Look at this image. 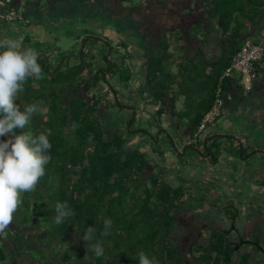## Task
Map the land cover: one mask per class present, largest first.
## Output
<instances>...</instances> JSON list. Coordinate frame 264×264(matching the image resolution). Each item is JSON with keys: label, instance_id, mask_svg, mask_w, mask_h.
Wrapping results in <instances>:
<instances>
[{"label": "trees", "instance_id": "16d2710c", "mask_svg": "<svg viewBox=\"0 0 264 264\" xmlns=\"http://www.w3.org/2000/svg\"><path fill=\"white\" fill-rule=\"evenodd\" d=\"M13 1L16 9L21 2ZM75 1L87 4L93 0ZM171 1L178 7L180 20L169 24L155 19L153 14ZM117 5L122 11L133 13L135 16L130 17L129 23L151 38L147 44L144 81L158 104L153 114V123L158 128L151 132L138 126L135 105L120 100V91L107 79L108 75L122 72L120 81L128 84L131 80L130 68L125 67L128 52L119 51L120 47L127 48L126 41L119 42L114 50L108 41L107 48L99 51L100 57L96 60L88 47L94 42L84 37L91 28L83 27V49L75 51L78 60L73 65L69 59L74 54H67L55 43H39L43 49L37 51H46L45 57L37 56L41 78L29 77L16 103L23 110L39 101L46 113L33 115L25 129L16 130V134L35 138L44 129H51L52 147L47 153L51 160L45 165V174L36 189L21 193V204L12 224L0 234V264H139L136 257L140 252L153 264H190L172 234L183 201L187 194H192L191 181L178 173V184L173 186L165 178L164 168L151 164L146 151L128 145L139 135L146 136L152 144L160 141L167 134L160 126L167 114L176 119L179 127H189L191 139L205 113L212 108L219 86L230 97L243 95L240 77L222 79V76L244 39H261L264 0H117ZM36 9L33 6L31 10ZM175 11L169 10V13ZM23 17L26 16L23 14ZM33 18L27 16L28 22L21 20L22 27H27ZM31 39L25 35L19 50L31 47ZM109 51L112 56L121 54L122 61L108 56ZM259 63L255 64L257 79ZM98 83L106 84L113 96L109 97V92L105 94L107 90L101 95ZM91 87L98 93L90 94ZM179 101L182 108H178ZM125 108L131 110L126 118L120 115ZM107 109H115L116 115H120L112 128L107 126ZM193 145L199 148L193 152L208 158L210 163L219 161L220 146L215 141L203 148L202 141L197 139ZM151 147V152L164 161L165 150L161 145ZM183 153L178 156L184 165ZM195 187L202 185L198 183ZM200 199L203 201L204 197L193 198ZM65 201L71 216L57 225L55 206ZM227 213V216L237 215L236 211ZM105 220H110L112 225L106 237L101 236ZM89 227L94 229L89 243L99 241L104 248L100 258L91 251L87 253L82 240ZM203 230L204 242L189 247L201 264H254L248 254L235 258V249L226 231ZM86 254L88 258L84 259Z\"/></svg>", "mask_w": 264, "mask_h": 264}, {"label": "rangeland", "instance_id": "374dc122", "mask_svg": "<svg viewBox=\"0 0 264 264\" xmlns=\"http://www.w3.org/2000/svg\"><path fill=\"white\" fill-rule=\"evenodd\" d=\"M21 3L18 7H16V11L21 12L22 14H24L26 17H24L25 19L27 18V16H30L32 18V16H36L34 13V10L31 11H27L26 6L27 3L30 1L31 5L30 8H32L33 6L37 7V9L39 10V12H42L44 17H47V19H40L39 22L43 23L45 25V23L47 22V20L51 21L52 24L54 26H59L58 29H60V32L65 31L63 34L60 35V37H58V42H51L49 40V38H43L42 35H37L34 37V35H36V31L40 32L41 31V27H38V25L35 27L34 32L32 34V46H26V48H24L23 50H26L27 47L28 49H32L34 52L37 51V49L39 48V44L37 43H43V45L46 44H54L56 43V45H58L63 51H66L67 54L71 53L74 54L73 58L69 59V62L71 65L75 64L77 62V58L75 56V51L78 52V50L82 49V38L84 36V32L81 33L78 38L77 37H72L68 30L71 26L69 25L70 23H72L73 21L75 22V19H73V21H68L66 16H78L77 17V21H76V27L79 29L78 31H80L81 28L83 27H89L90 29V33L85 35L84 37H86L87 39H89V41H93L94 43H92V46H88L90 49V52H92L94 54V58L96 60H98V58L100 57V55L97 53V49L99 50H105L107 48V46H105L104 38L103 37H108L109 42H111L113 47V50L115 48L114 42H117V38L116 35L113 31L109 32L107 30L102 29L103 26L101 25V20H100V16L98 14V10H102V12L107 8V3L108 0H100L98 2V4L95 5V7H93L91 4H85L83 9V14L81 17L80 15H75L76 11L75 9H71L70 6H68L67 4L61 3L60 7L57 6V9H51L53 8L54 5H51L50 7H48L47 5V0H19ZM136 1V0H134ZM49 2H54L55 0H49ZM123 2V5H127V2ZM62 7V8H61ZM177 5H175L172 1L167 3L163 9L161 8L160 11H156L153 14V17L155 19H161L164 20L166 23L169 22V24H175L178 20H180V15L177 12ZM37 9L35 11V13H37ZM175 10L176 11L173 14L169 13V10ZM74 10V11H73ZM95 10L97 12V16L96 17H91L90 12ZM124 13L122 15H119L120 18L117 19L118 22H120L122 25L125 22H128L127 19L135 16L133 13H131L128 10L123 11ZM51 17V18H49ZM185 19H187L188 17H184ZM68 21V22H67ZM22 21H19L17 23H10L9 28L10 30L8 32H6L5 30V24L2 25L1 29H0V34H2L3 32L5 33V35L2 37L4 39H14L16 41H19V45L21 48L22 42L24 40L25 35L23 34V29H21L22 25H21ZM37 23V22H36ZM35 22H32V24H30L29 27H27L26 29L32 28L34 27ZM47 25V24H46ZM7 27V26H6ZM102 27V28H101ZM64 29V30H63ZM96 32H95V31ZM93 32V33H92ZM41 33V32H40ZM96 33H99L98 37L97 35H95ZM107 34V35H106ZM27 35V33H26ZM51 36V35H49ZM95 37H97L98 39L102 40V41H98V39H96ZM80 46V47H79ZM41 47V46H40ZM0 50H5V49H0ZM109 50V47H108ZM112 50V52H113ZM111 51V50H110ZM51 63L54 62L53 57L50 59ZM67 60V59H66ZM65 61V60H63ZM122 61V60H121ZM62 64V63H61ZM60 64V65H61ZM125 67H129L130 69H132V67L134 68V66H128V62L127 60L125 61ZM123 67V68H125ZM122 72H118L116 73L114 76L110 77L109 75L107 76L108 81L111 83V85L117 90L119 91H124L127 90L129 87V83L126 84L124 83V81H120V74ZM132 77V76H131ZM101 85L104 87V89H101V95H104V91L105 94H107L109 97L113 96L112 90L108 91V88L106 87V84H102ZM124 89V90H123ZM92 92L94 93H98V90H96V88L91 87L89 93L92 94ZM139 96V95H138ZM123 100V99H120ZM124 101V100H123ZM135 100H132V102L134 103ZM126 102V101H125ZM131 102V103H132ZM128 103V102H126ZM132 103V104H133ZM134 105V104H133ZM137 106V105H136ZM135 106V107H136ZM178 108H182V102L179 101L178 103ZM137 111V125L144 127L145 129L151 131V132H155L157 130V127L154 125L153 121L150 122L146 119V117L144 115L145 112L139 110L138 108L135 109ZM116 111L115 109H111L108 110L107 109V115L109 116H105L108 118V125L109 128H112V124L115 123V121L119 118L118 116H120L121 114L125 116V118L127 116H129V112H131V110H127V108H125L120 115H116V113L114 112ZM129 111V112H128ZM133 111V110H132ZM109 112V114H108ZM112 112V113H111ZM164 120H167V116L164 118ZM230 121L228 116H221L220 118H218L217 122H215L213 125H210L205 133L204 136H201L199 139V141H202L203 143V148H205V146L208 144H210V142L215 141L219 146H220V151H219V161L216 164H212L210 163L209 159L206 157H202L201 155L197 154V152H191V151H187L189 149H186L187 152L183 153V151L185 150V145L180 141L179 137H177L176 131L174 129L171 128L170 125H168L166 127L165 132H167V134H165L164 136L160 137V141L156 140V142L154 144H152V142H150V139H148L146 136L143 135H139L136 138H141L142 140H144L145 142H148L151 145L154 146H160L161 148L165 150V154L163 157H165V155L170 154L171 156H174L173 158L176 159L177 163H180V157L178 156L179 153H183L181 154V156H183L186 159V163L188 164V162H192V163H199L198 168L201 169L203 171V173H206L205 175H207V177L204 178H200L199 182L196 183H192L190 182V186L189 188H196L195 190L198 191V194H200L201 196H209L206 204L209 205V207L212 206V210L216 211V213H220V215H226L228 214L227 212L229 211V214L232 211H236L243 210L244 205L246 204V199L250 196H253L255 194H253L249 187L248 181H245V188H241L239 191H232L228 188V180L226 179V177H223L222 175V168H223V161L222 158L224 156L226 157H230L232 159L233 164L232 165V170L234 171L235 174H240L238 172V169H241L243 167L240 166H244L246 165H251V161L254 160L253 157H256L253 153V148L252 147H256L259 146L258 144L260 143H256V140H259L257 138V136L255 138H253L254 134L256 132H253L252 135H250L249 133H247L246 135L243 132V128H241L242 130H237L235 129L232 124L230 125ZM145 122V126H143L142 124ZM136 126V125H135ZM137 126V127H138ZM249 130V128H248ZM247 130V131H248ZM242 131V132H239ZM244 135V136H243ZM257 135V134H256ZM8 139V137L6 138ZM206 139V142H205ZM256 139V140H255ZM135 140V138L133 139ZM197 140V139H196ZM195 141V140H194ZM207 143V144H206ZM181 144H183L181 146ZM179 146V147H178ZM243 147V149L241 148ZM180 148V149H178ZM195 147V150L198 151L199 148ZM260 148H264V146H260ZM249 156V158H248ZM244 161V162H243ZM245 163V164H244ZM167 167L169 165H166ZM231 168V166H230ZM167 170V169H166ZM164 171V170H162ZM180 173V172H179ZM183 174V173H182ZM164 175V173H163ZM207 178L206 181H203V179ZM203 181V182H201ZM198 183H202V187H198L201 190H197L198 188L195 187V185L197 186ZM215 194L217 196H215ZM191 196L187 194V198L189 199ZM186 198V197H185ZM204 200V199H203ZM260 201V199H258V197H254V204H258L257 202ZM197 202V203H196ZM189 201V206H192L191 209H194V207H197L198 205H200L201 203V199L199 201ZM196 203V205L194 204ZM194 204V205H193ZM217 206L218 208H220V210L217 208L215 209L214 207ZM257 210H260V207H257ZM218 215V214H217ZM177 226L175 227L174 231H173V239L176 242H182L184 241L183 237L187 234L186 231H188L189 229H186V227H190L189 226V222H187L186 220V214L184 213V211L180 214H178V218H177ZM192 224V223H191ZM194 225V223L192 224ZM197 233H198V229ZM185 231V233H184ZM203 231H206L203 230ZM207 233V232H205ZM185 234V235H184ZM180 237V238H179ZM180 242V243H181ZM179 243V244H180ZM184 243V242H183ZM182 249L184 250V259L189 262L190 264H201L197 259L193 258V256H191L189 254L190 250H189V245L185 244L182 245L180 244ZM257 257L258 258H263V255H261L260 253H257Z\"/></svg>", "mask_w": 264, "mask_h": 264}, {"label": "flooded vegetation", "instance_id": "af4514ba", "mask_svg": "<svg viewBox=\"0 0 264 264\" xmlns=\"http://www.w3.org/2000/svg\"><path fill=\"white\" fill-rule=\"evenodd\" d=\"M100 0H93L87 4H91L93 7H95L96 4H98ZM32 2V1H31ZM61 3L67 4L70 6L71 9H75L76 14L75 15H80V17L83 14V7L86 3H79L75 0H68V1H60V0H55L54 2H49L47 0V5L50 7L51 5H54L53 8L57 9V6L60 7ZM28 5V4H27ZM29 4L26 6V8H30ZM107 8L102 12V10H98V14L101 17L100 20L101 25L103 26L102 29L107 30L109 32L113 31L116 35L117 42H114V45H118L119 42L122 40L126 41L128 43V46L126 49L123 47L119 48V51L123 54L128 52L127 55V62L128 66H134L132 69H130L131 72V80L129 81V87L127 91L130 94L131 101L136 99V108L139 110L143 111V109H146V107L150 106L153 108V110L150 112L151 116L153 113H155L156 109L158 108L157 102L153 99V94L149 89L147 88L145 81H144V65H145V58L148 56L149 49L147 48V44H149V38L146 36V33L143 30L136 29L132 26V24L129 23L130 18L127 19L128 22H125L123 25L117 21V19L120 18L119 15H122L124 12L122 11V8H120L117 5V0H108L107 3ZM62 8V7H61ZM55 10V9H54ZM74 11V10H73ZM43 12V11H42ZM39 12L37 9V13L35 14V18L31 20L32 22H35L34 27L29 28V29H23V34L30 35L32 36L35 27L38 25V27H41V33L36 31V35H42L43 38H49V40L52 42H58V37H60L61 34H63L65 31L60 32V29H58L57 26H54L52 24L51 18L50 21L47 20L45 25L39 20L44 17L43 13ZM91 17H96L97 12L95 10L90 12ZM66 16L68 21H73L75 19V22L73 21L69 25L71 26L69 29H66L69 32V34L72 37H79L81 36L79 29L76 27V21L78 16ZM83 17V16H82ZM40 18V19H39ZM47 19V17L43 18ZM67 21V22H68ZM37 22V23H36ZM29 24V26H30ZM47 24V25H46ZM36 25V26H35ZM27 26V27H29ZM64 30V29H63ZM95 31V30H94ZM96 32V31H95ZM99 33H96L97 37ZM51 35V36H49ZM107 35V34H106ZM0 37L1 34H0ZM95 37L96 39H98ZM104 38V43H107L108 37H103ZM151 39V38H150ZM100 39H98L99 41ZM102 41V40H100ZM19 42V41H17ZM39 44V43H38ZM56 44V43H55ZM114 47V46H113ZM39 48H42V46ZM43 49V48H42ZM83 49V47H82ZM97 53H99V49H97ZM2 51V50H0ZM37 56L39 57H45L46 51H36L35 52ZM108 56L113 57L114 59H119L120 61L122 60L121 54L119 53H114L113 56L111 55V52H108ZM52 57V56H50ZM51 59V58H50ZM54 60V59H53ZM62 63V62H61ZM60 63V64H61ZM94 68L98 65L97 62L94 64ZM91 83H93L91 81ZM98 86L102 89L104 87L101 85V83H98ZM139 95V96H138ZM119 96L123 99V91L121 90L119 92ZM129 98V95H128ZM124 100V99H123ZM125 101V100H124ZM262 106L264 109V97L261 100ZM131 104V102H128ZM106 111V110H105ZM107 113V111H106ZM182 129V127H180ZM184 131H186L187 135V142L185 145V150H195V146L193 145L194 142L196 141H191L190 136H189V127H184ZM253 153L256 157H253L254 160H252V163L254 165V169L257 171V173L252 175L251 179H248V183L251 184L249 185L250 189L252 190L251 192L255 195L250 196L246 199V204L243 207V210H237V215L235 216H227V215H220V213H216V211H213L209 205L206 204V201L209 196H204V200L201 201L200 205L197 207H194V209H191L192 206H189V201H193V198H197L200 194H198V191H196L193 188H190L192 191L191 197L188 199L187 197L183 201V207L180 209L179 214L181 211L186 214V220L189 222V228L186 227V229H189L187 234L183 237L184 241H180L179 243L182 245L188 244L189 247L193 245L194 243L197 242H204V237L201 233L203 229H209V228H219L222 229L223 231H226L230 237H231V242L234 246L235 249V258L238 259L241 256L249 255L250 260L254 262V264H264V168L262 169L257 162L260 160H264V148H260V146L252 147ZM198 149V148H197ZM199 151V150H198ZM263 172V173H262ZM215 196H217L215 194ZM258 197L260 201H258V204H254V197ZM193 197V198H192ZM196 202V201H195ZM197 203V202H196ZM196 203H194L196 205ZM193 204V205H194ZM257 207H260V210H257ZM217 210V206L214 207ZM218 214V215H217ZM194 223V225L192 224ZM198 229V233L197 230ZM185 233V231H184ZM180 238V237H179ZM184 242V243H183ZM190 252L189 254L193 256V253L191 252V249H189ZM257 253H260L263 255V258H258ZM193 258H195L193 256ZM196 259V258H195Z\"/></svg>", "mask_w": 264, "mask_h": 264}, {"label": "clouds", "instance_id": "9594fccd", "mask_svg": "<svg viewBox=\"0 0 264 264\" xmlns=\"http://www.w3.org/2000/svg\"><path fill=\"white\" fill-rule=\"evenodd\" d=\"M0 137L11 134L7 140H0V234L13 222V215L21 204V193L32 192L40 178L45 174V165L51 160L47 153L52 145L49 136L51 129H44L32 138L16 130L25 129L33 115H44L46 109L42 102L29 104L21 110L17 106L18 94L24 91L23 84L29 77L41 78L42 69L37 62V54L32 49L19 50L14 39L0 37ZM54 223L60 225L71 216L67 202H57ZM111 221H104L101 236L110 235ZM94 229L89 227L82 240L87 253L91 251L96 258L104 255L99 241L93 240ZM87 254L84 259H87ZM139 264H153L143 252L136 257Z\"/></svg>", "mask_w": 264, "mask_h": 264}, {"label": "crops", "instance_id": "0c3cea01", "mask_svg": "<svg viewBox=\"0 0 264 264\" xmlns=\"http://www.w3.org/2000/svg\"><path fill=\"white\" fill-rule=\"evenodd\" d=\"M32 8H29V9L27 8V11L32 12L31 10ZM35 11L36 10H34L33 14H36ZM25 28L27 27H22L21 29H25ZM5 30L6 32H8L10 30L9 26L7 27L5 26ZM4 35L5 33L3 32L1 36L3 37ZM258 66H259L260 73H259L258 79L254 83L253 90L249 93L244 92L243 95L236 96L235 98L230 97L228 94H226L228 98H227V102H226L222 115L228 116L229 120L231 119L230 125L232 124V126L235 129L242 130L241 128H243V132L239 131V132H242V134L244 133L246 135L247 133H249L250 135H252L253 132H256L253 138L257 136L259 140L255 139L256 143L261 142L258 145L264 146V109L262 106L263 101H261L264 97V61L260 62ZM128 95H129V98H128ZM123 99L126 102H132L130 98V94L127 91H123ZM135 102L136 101L132 103L135 105L136 104ZM152 110L153 108L150 106L146 107V109H143V111L145 112L144 114H146L144 116L146 117L148 121H154L155 119V117L153 116L154 113L152 114V116L150 115L151 114L150 112ZM166 116H167V120H164ZM166 116L163 117L162 124L160 125L162 129L164 130L166 129L168 125H170L171 128L176 131L177 137H179L180 141L184 145H186L187 135H186V131L183 130V128L186 126L184 125L182 126V129H180L175 118L170 117V115L168 114ZM142 125L145 126V122ZM154 125L156 127L158 126L156 122L154 123ZM183 144H181V146ZM128 147L132 149L138 148L143 151H146L150 155L151 164L155 167L164 168L165 178L173 186H176L178 184V173L179 172L180 174L183 173L184 178L191 181L192 183L199 182L201 177L202 178L207 177V175H205L206 173H203V171L198 168L199 163H192L190 161L188 162V164L186 163L183 165L181 164V162L177 163L176 159L173 158L174 156H171L170 154L165 155L164 157L165 160L163 161V158L160 157L157 153L153 154L151 152L152 147L150 146V144L140 138H135V140H132L130 144L128 145ZM222 161H223L222 175L223 177H226V179L228 180V188L232 191H239L241 188H245V183H246L245 181H247L248 179H251L253 174L244 172L243 175L245 177H243L241 174L239 175L235 174L234 171L232 170V165H231L233 164L232 159L230 157L224 156L222 158ZM257 163L262 169L264 168V160H260ZM166 165H169V166L167 167ZM252 170L256 171L254 168ZM145 176H146V173H145ZM206 180L207 178L203 179V181H206ZM200 185H203V184L200 183ZM189 186H190V183H189Z\"/></svg>", "mask_w": 264, "mask_h": 264}, {"label": "built area", "instance_id": "2783aa9c", "mask_svg": "<svg viewBox=\"0 0 264 264\" xmlns=\"http://www.w3.org/2000/svg\"><path fill=\"white\" fill-rule=\"evenodd\" d=\"M13 0H0V25L14 23L15 21H25L21 12L14 8ZM264 57V25L262 37L260 40L246 38L243 40L240 50L233 57L231 64L223 73L222 79L227 77H240V84L243 85L245 92H250L254 88V82L257 79L256 63L261 62ZM228 96L223 94L221 86L217 88L216 97L212 108L205 113L197 130L191 137L194 141L204 136L206 129L217 122L223 114Z\"/></svg>", "mask_w": 264, "mask_h": 264}, {"label": "water", "instance_id": "95a60500", "mask_svg": "<svg viewBox=\"0 0 264 264\" xmlns=\"http://www.w3.org/2000/svg\"><path fill=\"white\" fill-rule=\"evenodd\" d=\"M205 142H206V139H205ZM242 148V147H241ZM251 154H254V153H250V155ZM248 158H249V156H248ZM244 162V161H243ZM245 164V163H244ZM240 167H243V168H241V169H238V172L243 176V177H245L244 175H243V173L244 172H246V173H252V174H255V173H257V171H253L252 169L254 168V165H253V163H252V161H251V165H244V166H240ZM248 176V175H247ZM246 176V177H247Z\"/></svg>", "mask_w": 264, "mask_h": 264}]
</instances>
